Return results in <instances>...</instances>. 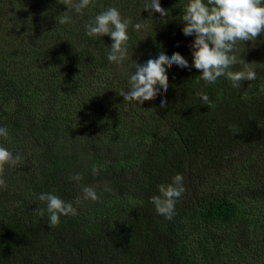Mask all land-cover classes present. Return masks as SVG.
Here are the masks:
<instances>
[{"label": "trees", "instance_id": "1", "mask_svg": "<svg viewBox=\"0 0 264 264\" xmlns=\"http://www.w3.org/2000/svg\"><path fill=\"white\" fill-rule=\"evenodd\" d=\"M9 1L15 4L0 6ZM27 2L29 11L21 6L23 16L0 35V127L8 130L0 146L20 156L3 169L0 264H264V68L235 89L226 77L208 84L200 70L173 65L167 93L142 105L125 101L119 93L129 89L136 62L163 51L192 64L195 37L182 32L189 0H160L166 24L144 10L150 0H90L82 15L67 11L64 0ZM108 7L142 24L139 31L129 25L119 65L107 60L111 37L85 29ZM64 15L70 22L59 23ZM248 143L235 165L236 150ZM193 157L200 171L191 179ZM228 162L232 176L214 175ZM75 173L79 184L69 180ZM177 173L185 192L168 220L150 197ZM85 186L99 198L85 199ZM46 192L77 214L50 228L38 200Z\"/></svg>", "mask_w": 264, "mask_h": 264}, {"label": "clouds", "instance_id": "2", "mask_svg": "<svg viewBox=\"0 0 264 264\" xmlns=\"http://www.w3.org/2000/svg\"><path fill=\"white\" fill-rule=\"evenodd\" d=\"M64 4L67 5V11L74 10L82 15L83 9L89 6L90 0H79L78 3L64 0ZM144 10L149 11V16L159 13L161 22L165 24L168 22L165 18L169 16V10L161 6L160 0H150L149 3H145ZM70 19L69 15H64L59 23L70 22ZM182 21L183 34L195 37L190 45L192 64L189 65L188 60L180 52L169 56L163 51L158 52L156 58H150L143 64L136 62L135 72L129 79V89L119 93L125 101H135L142 105L145 101L154 100L160 95L161 90L167 93L169 89L167 69L173 65L200 70V78L208 84L215 83L220 77H226L235 89L241 88L242 81H253L257 78L256 72L248 66L242 53L237 54L239 51L237 43L246 41L255 43L258 36L264 37V0H189L184 7ZM129 25L137 31L142 28L141 23L132 24L131 18H123L116 7H108L97 14L94 21L86 24L85 29L90 37L105 35L111 37L113 42L107 60L119 65L128 53ZM236 65H240L243 70H231ZM198 95L203 105L211 106L207 94L201 92ZM160 107H167L166 99L161 100ZM230 130L232 134L241 131L231 126ZM0 137L8 138L6 127H0ZM19 161V155L13 156L9 150L0 146V189L7 187L2 178L4 165L15 166ZM92 174L98 175L99 169L94 167ZM69 180L79 184L83 176L75 173L69 176ZM183 180V175L177 173L172 177L171 183L157 185L159 194L150 197L157 215L168 220L173 218L175 205L185 192ZM105 191L111 189L106 186ZM82 192L85 199L99 198L92 187L85 186ZM38 200L46 203L50 228L59 224L61 215L77 214L76 208L70 202L51 192L41 193ZM40 214L43 216L42 210Z\"/></svg>", "mask_w": 264, "mask_h": 264}, {"label": "rangeland", "instance_id": "3", "mask_svg": "<svg viewBox=\"0 0 264 264\" xmlns=\"http://www.w3.org/2000/svg\"><path fill=\"white\" fill-rule=\"evenodd\" d=\"M14 2H15V4L10 2L9 4L7 3L4 6H0V28L2 29V30L0 29V35H1V33H4L5 36L8 35L12 30L11 26L16 25L15 20H12V19L15 18V16H17V15L23 16L24 12L21 10V8H22L21 6H24L23 7L24 10L29 11L25 8L26 5H29L27 0H14ZM8 8L9 9L19 8V10L15 13H13V12L7 13L5 10ZM30 13H32L33 15H36L34 13L33 8H32V11L30 10ZM39 15H41V14H39ZM237 49L239 50L237 54L239 55L242 53L244 59L248 63V66L256 72L257 77H258L264 68V63H263V60H264V37L258 36L255 43L252 41H246L244 43L238 42L237 43ZM236 67L239 70H243L240 65H236ZM249 82H251V81H247V80L244 81V83H246V84H248ZM260 146L262 148H264V142H262ZM248 151H249V143L236 150L235 156L238 157V159H236L235 165H238L239 161L242 158H244V156L247 154ZM193 160H194V157L190 161V166L192 165V167L190 169L189 177L191 179H192V170L193 169H194L193 171H195L197 173L200 171V169L198 170L196 165L192 162ZM231 163L232 162H228L224 166H221L218 169H216L214 175H217L220 178H227L229 176H232L233 170L231 169V165H232ZM259 163H264V160L261 159L259 161ZM199 180L203 181L204 179L201 178ZM204 182H206V180ZM208 184L211 185L212 182L208 181ZM200 188H205V187H203V185H201Z\"/></svg>", "mask_w": 264, "mask_h": 264}]
</instances>
